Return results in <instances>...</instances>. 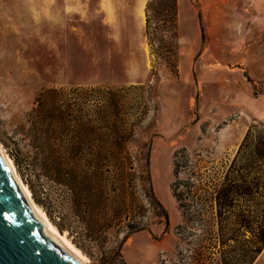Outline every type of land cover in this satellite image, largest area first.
I'll return each mask as SVG.
<instances>
[{"label":"rangeland","instance_id":"rangeland-1","mask_svg":"<svg viewBox=\"0 0 264 264\" xmlns=\"http://www.w3.org/2000/svg\"><path fill=\"white\" fill-rule=\"evenodd\" d=\"M149 1L0 0V147L32 203L85 264H218L214 191L247 130L264 134V0H176L175 38L146 37ZM161 40L167 49L157 48ZM75 87L126 88L123 111L141 123L128 145L135 211L119 227L141 221L144 230L119 253L117 226L94 241L57 227L61 188L47 171V151L67 138L33 111L49 90L81 103ZM147 148L150 184L164 210L148 197ZM253 264H264V255Z\"/></svg>","mask_w":264,"mask_h":264},{"label":"trees","instance_id":"trees-1","mask_svg":"<svg viewBox=\"0 0 264 264\" xmlns=\"http://www.w3.org/2000/svg\"><path fill=\"white\" fill-rule=\"evenodd\" d=\"M147 10L151 12L153 23L146 13V37L149 38L151 33H167L175 38L176 0H150ZM149 44L156 51L154 44ZM166 45L161 40L157 48L167 49ZM124 90V87H75L72 92L82 97L81 103L57 100L58 90H49L43 95L39 108L33 111L35 117L44 122L45 128L51 127L60 136L58 139L65 141L67 138L60 149L47 151L50 156L47 171L57 176L56 183L61 188L57 202L60 231L67 229L94 241L104 236V230L122 225L135 211L131 179L136 169L128 145L134 138L135 126L141 123L132 121V116L124 113L125 103L119 94ZM45 101L49 102L47 108H44ZM73 105L80 110L90 107L93 111H71ZM143 156L148 197L164 210L150 184L148 148ZM109 180L114 182L107 184ZM107 191L114 193L113 202ZM42 198L50 205L48 195L44 194ZM253 201L257 202L256 209L247 205ZM242 202L246 204L242 206ZM213 209L222 256L218 264H253L264 249V134L254 133L251 128L247 130L214 191ZM45 210L53 218L54 207ZM142 230L141 221L131 220L119 227L122 235L119 234L121 240L114 253L120 252L123 242L131 234Z\"/></svg>","mask_w":264,"mask_h":264},{"label":"water","instance_id":"water-1","mask_svg":"<svg viewBox=\"0 0 264 264\" xmlns=\"http://www.w3.org/2000/svg\"><path fill=\"white\" fill-rule=\"evenodd\" d=\"M11 214L14 224L3 219ZM0 264H79L44 235L0 155Z\"/></svg>","mask_w":264,"mask_h":264},{"label":"bare ground","instance_id":"bare-ground-1","mask_svg":"<svg viewBox=\"0 0 264 264\" xmlns=\"http://www.w3.org/2000/svg\"><path fill=\"white\" fill-rule=\"evenodd\" d=\"M0 155L5 162V164L9 167L13 178L15 179L18 187L20 188L23 196L25 197L29 207L32 210L34 217L41 223L42 231L44 235L52 239V241L59 246L63 251L73 257L79 264H85L84 257L80 254L78 250H76L71 243L65 238L64 235L60 234L55 227H53L50 222L47 220L45 215L32 203L29 192L25 188V186L21 183L19 178L17 177L14 168L12 166L11 160L7 157V155L3 152L0 147Z\"/></svg>","mask_w":264,"mask_h":264},{"label":"snow or ice","instance_id":"snow-or-ice-1","mask_svg":"<svg viewBox=\"0 0 264 264\" xmlns=\"http://www.w3.org/2000/svg\"><path fill=\"white\" fill-rule=\"evenodd\" d=\"M3 219H4L5 221H7L8 224H10V225L14 224V218L12 217L11 214H5V215L3 216Z\"/></svg>","mask_w":264,"mask_h":264},{"label":"crops","instance_id":"crops-1","mask_svg":"<svg viewBox=\"0 0 264 264\" xmlns=\"http://www.w3.org/2000/svg\"><path fill=\"white\" fill-rule=\"evenodd\" d=\"M62 2H68V0H61ZM47 2L49 3V2H52V0H47ZM261 255H264V249H263V251L261 252V254L257 257V259L261 256ZM256 259V260H257ZM255 260V261H256Z\"/></svg>","mask_w":264,"mask_h":264}]
</instances>
